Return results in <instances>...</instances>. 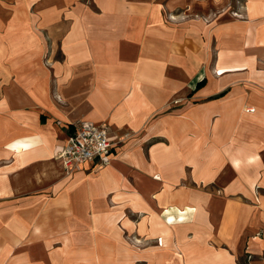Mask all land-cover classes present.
Here are the masks:
<instances>
[{"label": "crops", "instance_id": "obj_1", "mask_svg": "<svg viewBox=\"0 0 264 264\" xmlns=\"http://www.w3.org/2000/svg\"><path fill=\"white\" fill-rule=\"evenodd\" d=\"M80 119L116 143L67 175ZM258 232L264 0H0V264H239Z\"/></svg>", "mask_w": 264, "mask_h": 264}, {"label": "built area", "instance_id": "obj_2", "mask_svg": "<svg viewBox=\"0 0 264 264\" xmlns=\"http://www.w3.org/2000/svg\"><path fill=\"white\" fill-rule=\"evenodd\" d=\"M115 141L103 124L85 119L73 122L67 139L57 154L63 172L70 175L86 163L108 164Z\"/></svg>", "mask_w": 264, "mask_h": 264}, {"label": "rangeland", "instance_id": "obj_3", "mask_svg": "<svg viewBox=\"0 0 264 264\" xmlns=\"http://www.w3.org/2000/svg\"><path fill=\"white\" fill-rule=\"evenodd\" d=\"M129 135L126 136V137H129ZM254 237H259L262 241H264V233L263 232L256 233L254 235ZM244 250H245V247H244ZM244 250L240 251V253H239L240 254L239 257L242 260H245V261L246 260H248V261L250 260L252 262L262 261L263 264H264V249L260 252V254H252V255L250 253L244 251Z\"/></svg>", "mask_w": 264, "mask_h": 264}, {"label": "trees", "instance_id": "obj_4", "mask_svg": "<svg viewBox=\"0 0 264 264\" xmlns=\"http://www.w3.org/2000/svg\"><path fill=\"white\" fill-rule=\"evenodd\" d=\"M202 84V82H198L196 87L200 86ZM239 264H246V261H239Z\"/></svg>", "mask_w": 264, "mask_h": 264}]
</instances>
